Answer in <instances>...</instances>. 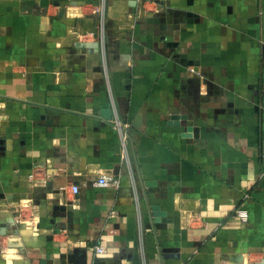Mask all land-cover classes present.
<instances>
[{
	"label": "crops",
	"instance_id": "1",
	"mask_svg": "<svg viewBox=\"0 0 264 264\" xmlns=\"http://www.w3.org/2000/svg\"><path fill=\"white\" fill-rule=\"evenodd\" d=\"M76 249L264 264V0H0V264Z\"/></svg>",
	"mask_w": 264,
	"mask_h": 264
},
{
	"label": "built area",
	"instance_id": "2",
	"mask_svg": "<svg viewBox=\"0 0 264 264\" xmlns=\"http://www.w3.org/2000/svg\"><path fill=\"white\" fill-rule=\"evenodd\" d=\"M93 13L94 15L96 16H100L101 13H102V10L101 9H98V10H93ZM101 38H103V36H101ZM192 72H194L192 70ZM121 126V123L120 122H116L115 123V127H120ZM126 127H128V125H125ZM128 135L126 133H123L122 136H121V144L123 146L126 145V142L128 140ZM98 186H102V187H110V188H119V182L118 181H108L106 179H101L98 181L97 183ZM72 193L74 195H78L79 194V187L78 186H72ZM237 218H239L243 223L244 222H247L248 221V213L241 209V210H238L237 211V214H236ZM106 253L105 251V248L101 247V246H97L95 247V254L96 255H104Z\"/></svg>",
	"mask_w": 264,
	"mask_h": 264
},
{
	"label": "water",
	"instance_id": "3",
	"mask_svg": "<svg viewBox=\"0 0 264 264\" xmlns=\"http://www.w3.org/2000/svg\"><path fill=\"white\" fill-rule=\"evenodd\" d=\"M68 260L71 264H88L87 252L76 249L69 255Z\"/></svg>",
	"mask_w": 264,
	"mask_h": 264
}]
</instances>
